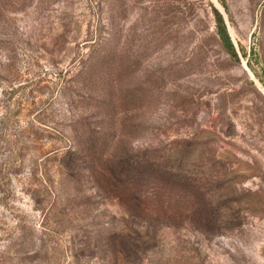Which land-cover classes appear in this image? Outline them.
Returning <instances> with one entry per match:
<instances>
[{
    "label": "rangeland",
    "instance_id": "rangeland-1",
    "mask_svg": "<svg viewBox=\"0 0 264 264\" xmlns=\"http://www.w3.org/2000/svg\"><path fill=\"white\" fill-rule=\"evenodd\" d=\"M260 76L264 0H0V264H264Z\"/></svg>",
    "mask_w": 264,
    "mask_h": 264
},
{
    "label": "trees",
    "instance_id": "trees-1",
    "mask_svg": "<svg viewBox=\"0 0 264 264\" xmlns=\"http://www.w3.org/2000/svg\"><path fill=\"white\" fill-rule=\"evenodd\" d=\"M223 4V3H222ZM224 5V4H223ZM225 7V5H224ZM213 13H214V17H215V24H216V32H217V35L221 41V44L224 48V50L226 51V53L234 60L236 61H239V50H237L232 38H231V35L229 33V30H228V26H227V22L225 20V17L224 15L219 11V9H217L216 7L213 8ZM242 54L244 56H247V53L245 52V50L242 48ZM260 82L262 83V86L264 88V79L261 78L260 76ZM156 161L155 163L153 162ZM147 161V158H138V157H135L132 162H131V166L129 167V173L130 174V177H132V186L135 185V183L138 181V179L140 177H143L144 174L142 171V168H143V164ZM159 162V159H151L149 161V165L148 166H154L156 165L157 163ZM149 167V168H150ZM159 166H155V168H157ZM153 175L157 178V180H163L166 178V175L164 172H157V171H154L153 172ZM134 184V185H133ZM131 186V184H130ZM132 189V188H131ZM144 196H140V197H137V200L134 199L133 201V206L134 207H137L138 209L142 207V199H143Z\"/></svg>",
    "mask_w": 264,
    "mask_h": 264
},
{
    "label": "water",
    "instance_id": "water-1",
    "mask_svg": "<svg viewBox=\"0 0 264 264\" xmlns=\"http://www.w3.org/2000/svg\"><path fill=\"white\" fill-rule=\"evenodd\" d=\"M219 9V11L224 15V10H222V9H220V8H218ZM225 17V16H224ZM225 20H226V18H225Z\"/></svg>",
    "mask_w": 264,
    "mask_h": 264
}]
</instances>
